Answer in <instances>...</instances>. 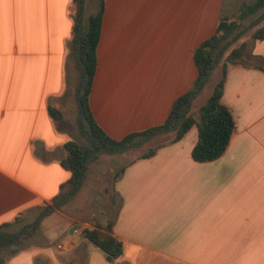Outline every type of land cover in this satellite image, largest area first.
Instances as JSON below:
<instances>
[{
    "label": "crops",
    "instance_id": "obj_1",
    "mask_svg": "<svg viewBox=\"0 0 264 264\" xmlns=\"http://www.w3.org/2000/svg\"><path fill=\"white\" fill-rule=\"evenodd\" d=\"M253 1L105 0L90 95L100 126L121 139L163 123L198 76L194 49L222 14ZM73 13V0H0V227L34 220L71 178L61 162L71 132L56 129L49 106L73 95ZM246 55L264 62V40ZM222 102L236 129L219 158L193 159L194 126L122 165L120 257L85 239L92 224L56 210L6 264H264V65L229 64Z\"/></svg>",
    "mask_w": 264,
    "mask_h": 264
},
{
    "label": "trees",
    "instance_id": "obj_2",
    "mask_svg": "<svg viewBox=\"0 0 264 264\" xmlns=\"http://www.w3.org/2000/svg\"><path fill=\"white\" fill-rule=\"evenodd\" d=\"M73 1V27L69 49L74 70L75 126L81 140L71 139L64 144L66 154L61 161L71 172V178L61 184L59 193L50 203L43 206L34 220L23 223L17 229L9 226L0 227V264H6L7 256L27 247L30 240L42 231L43 220L56 210H61L77 196L86 182L91 164L102 155L126 153L163 134H172L173 138L170 141L174 143L181 140L195 126L198 130V140L192 149L193 159L202 162L219 158L227 150L236 129L232 110L222 102L228 65L247 64V43L237 42L251 29L255 28L252 32L254 40H264V0L243 2L236 17L222 14L215 33L194 49L193 57L198 68V76L189 90L175 100L166 120L116 139L97 122L90 104L97 71V51L105 13V0H97L96 10L89 16L86 15V0ZM218 69L220 77L211 94L194 113V102ZM49 111L56 129L66 131L69 122L66 121L60 107L51 105ZM162 145L150 149L141 157H151ZM123 171L124 169L115 177V182ZM114 222L108 223V235L105 237L100 235L99 228H86L83 232L85 239L95 243L112 258H118L123 253V242L113 234Z\"/></svg>",
    "mask_w": 264,
    "mask_h": 264
},
{
    "label": "rangeland",
    "instance_id": "obj_3",
    "mask_svg": "<svg viewBox=\"0 0 264 264\" xmlns=\"http://www.w3.org/2000/svg\"><path fill=\"white\" fill-rule=\"evenodd\" d=\"M97 0H86V15L89 16L96 10ZM237 15H233L236 17ZM255 28L251 29L245 36H243L237 44L242 41L247 43L246 54L251 52V48L254 42L252 38V32ZM246 62L249 64H263L264 62L258 58H247ZM74 70H72L71 86L73 89ZM220 77L218 70L214 73L210 82L206 85L205 89L198 96L193 105V112L196 113L199 107L205 102L207 97L211 94L213 87ZM64 108L60 107L63 111L66 121L69 123V130L71 132V139L81 140L78 135V131L75 126L76 105L74 96L67 99ZM67 104V106H66ZM56 107H59L55 105ZM67 128V129H68ZM170 138V135H163V138H157L149 141L145 145L132 149L126 153L114 154V155H102L100 158L91 164L86 182L77 194V196L60 211L65 212L67 215L76 217L82 222L92 224V226L85 227L88 229L99 228L105 231L107 225L115 220L116 212L119 206L118 194L114 189L115 177L118 176L119 171L122 169L126 162L134 157L140 156L150 149L161 145ZM123 165V166H122ZM73 225V224H72ZM75 225V224H74ZM71 226L70 230L75 226ZM82 228V227H81ZM45 229V228H43ZM75 228L73 231H75ZM83 230V228L81 229ZM45 231V230H43ZM82 232V231H81ZM110 255H107L108 258Z\"/></svg>",
    "mask_w": 264,
    "mask_h": 264
},
{
    "label": "water",
    "instance_id": "obj_4",
    "mask_svg": "<svg viewBox=\"0 0 264 264\" xmlns=\"http://www.w3.org/2000/svg\"><path fill=\"white\" fill-rule=\"evenodd\" d=\"M74 230V228H72L70 231L72 232ZM109 259L111 258L110 256L108 257Z\"/></svg>",
    "mask_w": 264,
    "mask_h": 264
},
{
    "label": "built area",
    "instance_id": "obj_5",
    "mask_svg": "<svg viewBox=\"0 0 264 264\" xmlns=\"http://www.w3.org/2000/svg\"><path fill=\"white\" fill-rule=\"evenodd\" d=\"M60 248H62V245H59Z\"/></svg>",
    "mask_w": 264,
    "mask_h": 264
}]
</instances>
